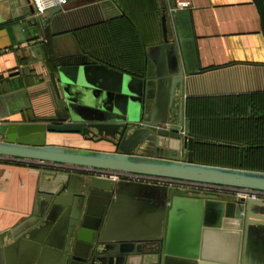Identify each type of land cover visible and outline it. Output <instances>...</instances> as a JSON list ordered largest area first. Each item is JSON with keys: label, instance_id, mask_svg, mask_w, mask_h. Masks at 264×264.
I'll list each match as a JSON object with an SVG mask.
<instances>
[{"label": "water", "instance_id": "obj_1", "mask_svg": "<svg viewBox=\"0 0 264 264\" xmlns=\"http://www.w3.org/2000/svg\"><path fill=\"white\" fill-rule=\"evenodd\" d=\"M254 1L264 33V0ZM160 4L163 36L157 45H143L151 69L137 77L105 64H58L60 56H50L44 32L73 34L61 25L74 6L37 17L33 0H0L2 23L16 43L29 44L34 59L42 54L57 105L35 122L2 123L0 158L264 191V172L195 162L185 102L190 77L205 70L189 15L174 4L168 11L166 0ZM37 72L29 66L0 79V119L32 108L23 77H34L33 86L41 79ZM47 133L110 138L117 151L48 146ZM41 182L35 212L0 247V264H250L255 256L264 264V247L252 243L254 228L264 230L262 201L76 173L46 171ZM258 207L262 216L253 215Z\"/></svg>", "mask_w": 264, "mask_h": 264}, {"label": "crops", "instance_id": "obj_2", "mask_svg": "<svg viewBox=\"0 0 264 264\" xmlns=\"http://www.w3.org/2000/svg\"><path fill=\"white\" fill-rule=\"evenodd\" d=\"M88 2L84 7L73 5L74 8L64 12L65 18L61 26L74 30L78 26L107 21L121 15L110 0ZM166 4L168 11L174 4L180 13L189 15L200 70L219 69L217 73L205 76V81L207 79L214 82V91L245 95L253 93L256 88L264 89V33L254 0H166ZM2 14L0 11V79L30 66L41 73L42 81L32 86L34 77H23L32 108L0 119V125L4 122H35L36 118L49 116L56 111L54 90L46 73L45 62L39 61L42 54L36 53L34 59L29 44L16 43L15 34L7 31L9 24L2 23ZM7 14L10 13H5L6 16ZM171 25L172 22L170 27ZM45 40H48V52L54 58L79 52L73 34L48 38L44 32L43 41ZM32 61L33 65H30ZM112 142L110 138L92 139L82 134L47 133L46 139L48 146L113 153L117 149ZM16 161L0 158V247L12 243V232L33 216L42 195L41 188H45L41 187L42 175L46 171L68 173L51 166ZM48 177L46 175L44 178ZM185 191L200 192L201 195L214 194ZM261 209L256 208L253 215L262 216ZM260 230L254 228L253 246L260 244L264 247V230ZM257 261L256 256L248 259L250 264H257Z\"/></svg>", "mask_w": 264, "mask_h": 264}, {"label": "trees", "instance_id": "obj_3", "mask_svg": "<svg viewBox=\"0 0 264 264\" xmlns=\"http://www.w3.org/2000/svg\"><path fill=\"white\" fill-rule=\"evenodd\" d=\"M110 1L121 15L76 27L72 33L79 52L61 56L58 64H105L146 77L151 64L143 45H157L163 36L160 0ZM168 29L171 32L169 23ZM218 71L205 70L188 81L186 117L194 139V160L203 165L264 172V89L256 88L245 95L216 92L214 82L205 81V76Z\"/></svg>", "mask_w": 264, "mask_h": 264}, {"label": "built area", "instance_id": "obj_4", "mask_svg": "<svg viewBox=\"0 0 264 264\" xmlns=\"http://www.w3.org/2000/svg\"><path fill=\"white\" fill-rule=\"evenodd\" d=\"M68 0H33V6L37 17H42L50 10L66 5ZM185 6V4H182ZM17 160V161H16ZM16 162H27L28 164H36L40 166H51L59 171H64L72 174H81L87 176H95L99 178L111 179L116 182L137 183L148 186H165L173 189H182L190 191H204L214 193L218 196L232 197L237 199H252L262 201L264 200V191L236 189L231 187L217 186L211 184H203L197 182L181 181L168 178H161L156 176L134 174L127 172H116L110 170L78 167L72 165H59L54 163H46L40 161H26L14 159Z\"/></svg>", "mask_w": 264, "mask_h": 264}, {"label": "rangeland", "instance_id": "obj_5", "mask_svg": "<svg viewBox=\"0 0 264 264\" xmlns=\"http://www.w3.org/2000/svg\"><path fill=\"white\" fill-rule=\"evenodd\" d=\"M68 1H70V0H68ZM81 0H72V1H70V2H68L66 5H64L65 7H67V8H70V7H72L73 5H75L77 2H80ZM88 1H90V0H86V2H88ZM82 2H85V1H82Z\"/></svg>", "mask_w": 264, "mask_h": 264}, {"label": "flooded vegetation", "instance_id": "obj_6", "mask_svg": "<svg viewBox=\"0 0 264 264\" xmlns=\"http://www.w3.org/2000/svg\"><path fill=\"white\" fill-rule=\"evenodd\" d=\"M230 198H232V197H230Z\"/></svg>", "mask_w": 264, "mask_h": 264}]
</instances>
